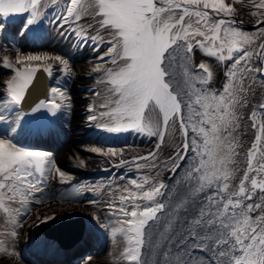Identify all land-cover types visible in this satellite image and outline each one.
Returning <instances> with one entry per match:
<instances>
[{"label": "snow or ice", "instance_id": "snow-or-ice-1", "mask_svg": "<svg viewBox=\"0 0 264 264\" xmlns=\"http://www.w3.org/2000/svg\"><path fill=\"white\" fill-rule=\"evenodd\" d=\"M245 15L255 31L242 27ZM49 17L60 37L75 36L77 48L99 54L88 70L97 74L96 87L88 89L89 125L157 138L131 162L116 149L91 147L119 155L116 166L152 172L106 191L74 185L60 202L81 203L76 197L84 192L99 197L83 203L104 210L91 216L110 233L117 264H264V0H0V32L17 20L24 36ZM33 62L49 76L53 64L74 75L63 56L8 55L0 46V69L10 70L0 83L7 96L0 95V125L7 126L0 131V258L7 264H20L15 244L32 205L56 199L46 195L49 180L68 182L49 153L23 149L8 135L30 113L72 110L67 87H52L51 99L24 108L39 66ZM217 66H223L222 83ZM172 129L180 140L164 158ZM161 165L171 177L183 176L166 184ZM56 218L36 209L32 223Z\"/></svg>", "mask_w": 264, "mask_h": 264}, {"label": "bare ground", "instance_id": "bare-ground-1", "mask_svg": "<svg viewBox=\"0 0 264 264\" xmlns=\"http://www.w3.org/2000/svg\"><path fill=\"white\" fill-rule=\"evenodd\" d=\"M45 7L46 9H50L52 6L46 4ZM242 18L246 21L242 27L249 32L255 31L253 25L247 22L250 17L245 15ZM19 22L20 21L17 20L8 21L5 31L0 32V46L5 48L6 54L8 55H14L15 51H21L27 55V53L20 48L22 46L20 41L23 42V38L18 34L20 27L16 24ZM81 23H83V21ZM42 25L38 27H42ZM38 27L32 31L37 32ZM15 28H17L18 31L14 34ZM47 33H51V35L49 36ZM39 44H44L49 49L58 48V51L63 57L69 60L74 75L70 78L65 76V74L59 70L61 66L57 64H53L51 76L42 70L43 79L38 78L39 71L37 70L33 84L29 87V94L26 95L24 108L28 109L38 99H51L52 97L48 88L52 85V87H67L68 92L73 98L72 110L70 112L65 110L62 113H58L56 116H52L47 112L37 114L30 113L25 116L22 121H19L20 126L17 129V133H8V135H13L11 136L13 141L17 146L21 147V143L30 145L41 139L57 142V140L61 139V132H67V140L60 148L59 153H55V156L51 159L55 162L56 166L66 174L72 169L75 180H71L73 183L72 185L67 182L64 183L62 188L58 187L60 183L59 178L49 180L46 195H55L56 199L49 200L44 204L32 205L34 209L31 214L32 218L29 219L25 227L20 230L22 235L17 239L15 244L16 251L21 257L20 264H56V262L53 261L55 257L54 252L59 249H67L69 246H72L73 249L71 251L70 249L65 251L71 252V254L83 248V251L70 259L72 260L71 264H82V259L88 256L92 257V264H117L114 257L117 255L118 250L111 243L110 233L99 228L91 216L93 211L103 216L104 210H98L87 203H61L60 197L63 195L71 196L74 184L76 183L81 186L79 182H85V180H81L85 175L92 176L93 174H97L101 176L103 182L94 184V187H100L106 191L109 186L114 187L115 185L125 184L131 177L140 179L142 173L151 174L152 169L137 170L135 164L132 163L116 166L121 158L119 155L116 157L105 156L99 160L95 156L88 154L86 145L79 146L76 141L83 136L92 135L103 145L112 144L116 146L118 152H123V158L131 162L132 157L147 154L151 151L155 147L157 138L147 136L146 141H140L138 139L133 140L136 135H133L132 132L118 134L108 133L89 125L85 117L88 115L86 112V104L90 102L91 96H88L89 92H86L83 88L87 85L96 87L94 82H91L90 79L93 75L97 74H89L88 72L92 66V63L88 59L90 53H92L91 49L77 48L69 36L60 37L57 33H52L51 30L46 31L45 37ZM201 58L202 55L198 54L196 60L199 61ZM206 59L211 60L212 58ZM212 62L215 64V61ZM222 68L223 66H217V82L220 83H222V79H220V77H222ZM9 74L10 70L0 69V83L8 79ZM0 95L4 96L5 101H7V96L3 88H0ZM11 120H15L14 112L11 114ZM11 120L9 122H11ZM6 130V125H0V131ZM43 131L45 132L42 136L36 135L38 139L32 134V132L42 134ZM251 139L252 132L248 130L245 142L248 143ZM166 140L167 143L160 153L161 157L164 158L167 157L168 153L175 150L180 137L176 136L175 129H172L168 132ZM81 160L84 161L83 165L80 164ZM140 163L144 162L141 161ZM121 175L124 176V180L118 179ZM182 176L183 172H180L179 175L173 178L162 165L160 166L159 179L163 180L166 184L172 185L174 180H179ZM87 193L93 194L92 192ZM98 198L99 197L96 196L94 199ZM76 200H78L77 197ZM36 209H38L41 214L55 213L57 218L46 224L33 225L32 220L35 218ZM81 224V228L77 227ZM58 225H60L61 231L72 229L76 226L78 230L76 236L73 237L74 242L66 241L68 238L67 234L61 237L63 243H58L45 237L44 234L50 235L52 228ZM42 253H50L47 257H50L52 260L43 256L44 254ZM0 259L4 260V264H7L6 258Z\"/></svg>", "mask_w": 264, "mask_h": 264}, {"label": "rangeland", "instance_id": "rangeland-1", "mask_svg": "<svg viewBox=\"0 0 264 264\" xmlns=\"http://www.w3.org/2000/svg\"><path fill=\"white\" fill-rule=\"evenodd\" d=\"M50 19H51V17H49V18L47 19V21H44V22H45V29H47V30H50V29L52 28V27L49 25V20H50ZM20 25H21V23H20ZM52 33H56V32L52 30ZM69 37L73 40L74 45L77 46L76 43H75V41H76V37H75V36H69ZM101 51H103V49H102ZM52 52H53V50L47 48L45 45H39L38 48L36 47V48H33V49H32V53H33V55H44V54L53 55ZM55 55H59V56L62 55V54L58 51V48H55ZM97 55H99V54H98V53H95V54H94L93 52L90 53V56L88 57V59H89V61H90L92 64H93V63H98V62H99V61L96 60V56H97ZM93 60H94V61H93ZM33 63H35V66H37V65H39L40 67L43 66V65L40 64V62H33ZM90 81H91V79H90ZM91 82H92V81H91ZM90 88H94V86H92V85H87V86H85L83 89H85V90L88 91V89H90ZM88 96H90V92H89ZM86 105H87V104H86ZM87 114H88V113H87ZM60 142H61L62 144H64V141H63V140H60ZM86 142H87V143H86ZM76 143H77V145H79V146L86 145V146H87L86 148H87V152H88V154L95 156V157L98 158L99 160L102 159V158H104L105 156H104V155H100V154H98V153H93V152L89 151V149H90L91 147H98V148L103 149L104 151H106L108 148L116 149V146H114V145H103V144H101L98 140H95V139H93V138H91V137H89V136H87V137H81L80 139H78V141H77ZM61 147H62V146L60 145L59 148H61ZM59 151H60V149H59Z\"/></svg>", "mask_w": 264, "mask_h": 264}]
</instances>
